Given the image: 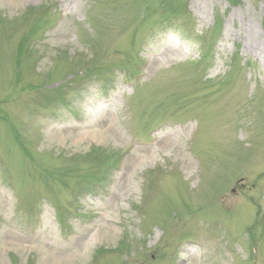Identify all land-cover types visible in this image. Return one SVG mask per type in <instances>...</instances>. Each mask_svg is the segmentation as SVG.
<instances>
[{
	"label": "rangeland",
	"instance_id": "374dc122",
	"mask_svg": "<svg viewBox=\"0 0 264 264\" xmlns=\"http://www.w3.org/2000/svg\"><path fill=\"white\" fill-rule=\"evenodd\" d=\"M97 1L98 6L96 3L92 8V15L97 20L105 16L106 10L117 8L115 0ZM90 2L92 0H0V174L7 182H11L14 171L10 152L5 150L6 145L11 143L10 136L13 137L12 143L16 142L13 140L15 138L31 151L40 138L38 128L43 130L38 147L40 152L35 153L34 162L16 153L13 156L17 171L13 188L23 191L17 193L0 181V220L3 219L0 228V264H127L125 259L130 256L128 264H203L204 258L208 264H214L216 255L227 252L223 247L220 246V251L211 246L198 249L193 242L180 243V236L183 228L192 224L189 218L198 220L210 214L212 222L209 221L210 230H206L204 238L208 241V235L217 233L226 243L230 241L225 238L226 235H231L230 243L235 245L243 225L250 219L242 202H237L233 210H226L230 214L227 217L231 220L229 226L221 222L222 216L226 215L222 207L210 206L208 213L206 206L220 198L222 205L229 206L230 198L223 196L229 181L237 173L232 172L236 170L233 167L236 159L232 154L237 145L234 133L232 130L228 132L226 125L224 129L218 123L225 124L227 116H235L239 125H244L241 131L235 132V136L253 138L255 157L260 162L256 163V160L252 164L257 166L252 169L253 172L243 168L238 170L232 195L235 201L249 197L255 209L263 212L264 191L259 179L264 176V143L263 148L256 144L264 140V0H189L188 9L196 28L194 32L189 29L190 21L181 22V34L167 37L164 41L149 40L145 49L153 50L148 54L149 64L143 70V81L137 83L136 80L131 86L124 82V75L119 73L114 83L117 88L106 102L99 100L103 95L101 84L107 76L112 75L111 68L121 61H117V53L110 55L106 52L102 55L105 48L96 45V56L86 60L78 50L81 44L73 33ZM186 2L172 0L181 9H184ZM125 6L131 11L137 28L142 27L145 21L141 14L143 11H138L136 2L126 0ZM60 13L65 19L59 23L56 31H52ZM45 14L53 21L43 29L41 24L46 26ZM120 20L115 18L113 26L116 27ZM215 23L221 27L219 36L213 39L215 42L202 43L204 47L198 48V38L210 31V26ZM83 26L96 37L97 28L91 20L87 19ZM125 27L123 25V29L116 32L122 36ZM189 31L194 36L190 39L186 33ZM209 47H212L214 62L206 72L205 80L223 79L231 73L232 65H241L242 75L247 78L244 79L247 97H254V101L238 106L233 91L196 98L198 103H208L212 107L197 112L201 126L196 136L203 144L202 160L196 171L194 155L188 152L191 123L185 125L169 120L167 122L173 123V126L166 124L164 128L151 133V136L158 137L154 143L147 146L138 144V138L132 134L139 135V129L148 128L146 124L157 125L154 122L165 117L163 114L147 118L142 115L139 94H135V91L140 86H144L143 90L160 88L161 83V88L166 91L165 98L178 97L179 93H183L178 90L187 87L171 84L166 90L170 78H189L194 72L187 69L170 71L168 67L175 63H190L195 68L193 62ZM81 60L82 66H94V73L73 79L62 89V96L64 104H71L72 107V103H76L75 107L82 118L76 119L65 112L56 119L35 117L30 127L37 129L19 127L25 124L34 108L42 111L48 108L64 109L58 102L54 104L52 94L46 95L39 90H43L41 83L51 77V88L59 81L67 80ZM139 64V60L137 65L127 63L128 73L137 71ZM42 71H49L47 78ZM153 76L160 80L151 84ZM94 77L96 79L93 80ZM125 77L129 80V74ZM206 88L198 85V90L192 92L196 94ZM168 118L181 119L175 115ZM53 123L59 124L50 125ZM206 141L212 144V156L207 152ZM97 147L101 148V156L87 159V152ZM128 150L124 167L113 175L115 160ZM108 168L109 172L100 180H109V185L99 186V194L85 193L78 200L80 215L75 220L68 219L77 233L67 240L62 237L69 232L64 230L66 223L62 224L57 217L59 209L56 206L47 203L40 215H25L28 210L23 199L30 197L29 200H32L46 193L52 194V201L59 203L61 209L74 211L75 204H70L72 192L62 190L60 185L59 180L64 175L61 173L73 174L68 180L78 191L86 178L94 175L101 177ZM24 169L30 171V182L27 184L21 176ZM44 172L46 175H43ZM179 172L184 175L182 180L178 178ZM209 173L212 174L210 180ZM177 182H181V186ZM156 207L161 211L158 215ZM175 220L180 225H175L177 234L171 238L170 230ZM166 221L172 222V225L163 228L166 232L162 235L161 224ZM18 228L25 233L18 231ZM245 228L249 229L250 226L246 225ZM200 231L201 228H197L184 232L186 236L194 237ZM253 236L259 238V231L253 232ZM202 242L205 241L202 239ZM126 245L127 248L129 246L128 252L119 251L122 250L118 249L119 246ZM258 246L264 261V243ZM241 249L237 247V251L242 253ZM234 255L235 252L227 253L225 258L231 261ZM218 262L222 263L221 259Z\"/></svg>",
	"mask_w": 264,
	"mask_h": 264
}]
</instances>
